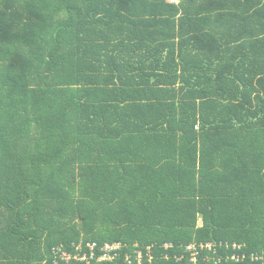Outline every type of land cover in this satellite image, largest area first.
<instances>
[{
	"label": "trees",
	"instance_id": "obj_1",
	"mask_svg": "<svg viewBox=\"0 0 264 264\" xmlns=\"http://www.w3.org/2000/svg\"><path fill=\"white\" fill-rule=\"evenodd\" d=\"M80 240L264 254V0H0V264Z\"/></svg>",
	"mask_w": 264,
	"mask_h": 264
},
{
	"label": "built area",
	"instance_id": "obj_2",
	"mask_svg": "<svg viewBox=\"0 0 264 264\" xmlns=\"http://www.w3.org/2000/svg\"><path fill=\"white\" fill-rule=\"evenodd\" d=\"M154 247L137 242L80 240L53 247L50 264H264V254L252 252L247 256L240 243L208 240L177 247L164 242L158 252L152 251Z\"/></svg>",
	"mask_w": 264,
	"mask_h": 264
},
{
	"label": "crops",
	"instance_id": "obj_3",
	"mask_svg": "<svg viewBox=\"0 0 264 264\" xmlns=\"http://www.w3.org/2000/svg\"><path fill=\"white\" fill-rule=\"evenodd\" d=\"M171 1H173V2H178V0H171Z\"/></svg>",
	"mask_w": 264,
	"mask_h": 264
}]
</instances>
